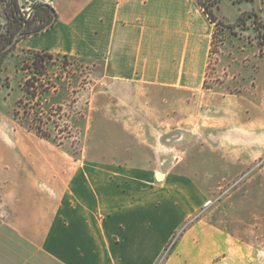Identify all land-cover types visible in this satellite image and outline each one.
<instances>
[{
    "label": "crops",
    "instance_id": "0c3cea01",
    "mask_svg": "<svg viewBox=\"0 0 264 264\" xmlns=\"http://www.w3.org/2000/svg\"><path fill=\"white\" fill-rule=\"evenodd\" d=\"M25 1L26 11L49 5L57 20L17 46L91 65L92 90L100 86L88 106L101 124L75 156L48 143L44 155L14 128L0 130V264H156L205 194L200 170L156 164L176 159L178 146H252L237 139L252 126L238 129L247 100L236 79L216 64L217 82L204 86L216 27L196 0ZM178 131L196 140L162 148L160 137ZM202 230L185 232L164 264H254L252 240Z\"/></svg>",
    "mask_w": 264,
    "mask_h": 264
},
{
    "label": "rangeland",
    "instance_id": "374dc122",
    "mask_svg": "<svg viewBox=\"0 0 264 264\" xmlns=\"http://www.w3.org/2000/svg\"><path fill=\"white\" fill-rule=\"evenodd\" d=\"M24 2L22 0V6H19L21 13L27 17ZM4 4L5 0H0V31L6 24ZM242 13H254L264 25V0H222L213 10L215 17L228 25H234ZM59 21L61 24L67 21L65 14L61 13ZM260 29L264 35V27ZM214 37L213 49L219 54L216 56L212 53L210 57L208 80L204 86L213 88L217 82L214 76L216 64L218 72L226 69L227 75L236 79L235 82L241 87H236V90L242 91L247 100V115L238 117V129L243 130L239 124L246 122L252 126L249 132H238L237 139L246 135L252 139V146H178L172 150L176 159L171 163L156 164L164 172L177 167L181 174L200 170L203 175L199 182L205 188L204 205L176 230L156 264H164L180 237L197 224L203 227L204 235L209 234L207 229L211 226L226 230L239 239L252 240L254 251L258 254L253 263L264 264V40L259 38L250 21L234 30L216 29ZM31 61L30 51L22 50L16 44L3 62L0 130L14 128L15 137H21L47 156H50L47 143L51 148L59 149L61 156L79 155L84 150L85 142L98 135L97 128L101 124V118L92 116L88 106L93 96L90 93L100 86L95 84L92 90L91 65L54 56L46 64L44 75L36 78L41 84L48 85L50 91L40 96L39 100H32L22 91L25 80L32 74L21 70L23 63L30 64ZM93 100H97L94 106L99 107L101 96H94ZM32 103H39V106ZM34 112L41 114L35 117ZM58 116L61 120H57ZM35 126H40L41 131L49 136L38 137L32 130ZM209 138L212 139L211 134ZM192 139L196 140L192 132L178 131L162 135L159 142L162 148L168 149L178 140L190 143ZM141 152L142 155L146 153ZM198 155L204 156V164L185 160L193 158L195 161Z\"/></svg>",
    "mask_w": 264,
    "mask_h": 264
},
{
    "label": "trees",
    "instance_id": "16d2710c",
    "mask_svg": "<svg viewBox=\"0 0 264 264\" xmlns=\"http://www.w3.org/2000/svg\"><path fill=\"white\" fill-rule=\"evenodd\" d=\"M222 0H196L198 6L201 8L204 15L207 17L208 21L211 24H214L216 29H228L234 30L237 27L243 26L247 21H250L253 29L256 31L260 39L264 40V35L261 34V27L264 25L261 23V20L254 13H242L239 15L234 25H228L223 23L221 20L215 17L213 10L218 8L219 3ZM18 0H5L3 15L6 20V24L3 25L0 31V83H1V74H2V65L3 62L10 52L11 49L5 50L6 47L12 43L15 37H17L16 44L24 38L30 36L40 35L49 29H51L54 23L57 20V15L52 7L44 3H33L30 7L27 17L25 14L21 13ZM214 39L212 37V48L211 54H217V51H214ZM15 44V45H16ZM32 55V61L30 64L23 63L21 70L23 72L27 71L32 74L31 77L27 78L24 82L22 91L30 97L32 100H39L40 96L49 93L50 88L48 85L41 84L37 77L44 75L45 66L49 60H51L54 55L39 52V51H30ZM64 57V56H63ZM67 58V57H64ZM32 80V82H31ZM37 82H36V81ZM1 88V85H0ZM21 104V102H18ZM34 106H39V103H32ZM18 106V105H17ZM34 116H38L40 113H33ZM17 116V111H14V117ZM39 117V116H38ZM57 120H61V117L58 116ZM39 123L41 120H39ZM57 124V123H56ZM35 131L36 135L40 138H47L49 135L42 132L40 126H35L32 128Z\"/></svg>",
    "mask_w": 264,
    "mask_h": 264
},
{
    "label": "water",
    "instance_id": "95a60500",
    "mask_svg": "<svg viewBox=\"0 0 264 264\" xmlns=\"http://www.w3.org/2000/svg\"><path fill=\"white\" fill-rule=\"evenodd\" d=\"M16 42H17V37L14 38V40L12 41V43L9 44V45L6 47L5 50H9V49H11V48L16 44Z\"/></svg>",
    "mask_w": 264,
    "mask_h": 264
},
{
    "label": "built area",
    "instance_id": "2783aa9c",
    "mask_svg": "<svg viewBox=\"0 0 264 264\" xmlns=\"http://www.w3.org/2000/svg\"><path fill=\"white\" fill-rule=\"evenodd\" d=\"M29 10H30V8H29ZM29 10L27 11L28 13H29ZM28 13H27V14H28Z\"/></svg>",
    "mask_w": 264,
    "mask_h": 264
}]
</instances>
